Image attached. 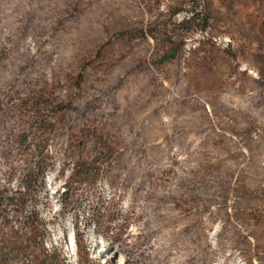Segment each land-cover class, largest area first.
Returning a JSON list of instances; mask_svg holds the SVG:
<instances>
[{
	"label": "rangeland",
	"instance_id": "obj_1",
	"mask_svg": "<svg viewBox=\"0 0 264 264\" xmlns=\"http://www.w3.org/2000/svg\"><path fill=\"white\" fill-rule=\"evenodd\" d=\"M140 210L264 264V0H0V264H162Z\"/></svg>",
	"mask_w": 264,
	"mask_h": 264
},
{
	"label": "trees",
	"instance_id": "obj_2",
	"mask_svg": "<svg viewBox=\"0 0 264 264\" xmlns=\"http://www.w3.org/2000/svg\"><path fill=\"white\" fill-rule=\"evenodd\" d=\"M150 188L145 189V193L147 194L149 192ZM166 196L168 197H172L174 196L176 193L175 191L170 188L167 190V192L164 193ZM129 209H132L131 207H129ZM168 210V212L166 213V215L163 217L164 220H166L167 224H174L177 222H180V217L177 216L176 214H171V209ZM133 211V210H132ZM137 214L143 215L145 216V222L140 224L141 226L138 228L137 233L138 235H145L148 234L149 232H151V235L154 237L153 239H149L145 245L143 247L140 248V254H142L143 256H145L147 259H151L153 258L152 254L157 251L160 250H165L167 255L165 256V260H163L162 264H179L181 261L183 260H194V262H196V264H200L201 261V257L203 255H208L210 256V263L214 264L216 262V255L218 252L221 251L220 248V243H219V234L216 233V238H217V243L215 244V248L213 249H209L207 250L206 248H204L203 250V246L196 244V249L191 252V254L189 256H181L180 253L174 252L173 249L171 248H166L167 246L165 245L166 243L160 242L159 241V235H160V229L158 228H154L152 230H149V227L151 225V218L153 217V214L151 211H144V210H140L136 212ZM193 219H197V217H192ZM259 225L263 226L262 222H259ZM202 226L206 229V230H210L211 228V221L210 219H205L202 222ZM161 227V226H160ZM174 233H178L177 230L174 231ZM197 238H202V240L204 241L205 244H207V240L205 238V236L203 235V232H199ZM119 252H123V250L121 248H117ZM132 250V249H130ZM226 260V259H225Z\"/></svg>",
	"mask_w": 264,
	"mask_h": 264
},
{
	"label": "bare ground",
	"instance_id": "obj_3",
	"mask_svg": "<svg viewBox=\"0 0 264 264\" xmlns=\"http://www.w3.org/2000/svg\"><path fill=\"white\" fill-rule=\"evenodd\" d=\"M68 237H67V248L70 250V240L72 239L71 237H70V235L68 234L67 235ZM72 253V252H71ZM117 264H120V260L118 259L117 261Z\"/></svg>",
	"mask_w": 264,
	"mask_h": 264
}]
</instances>
